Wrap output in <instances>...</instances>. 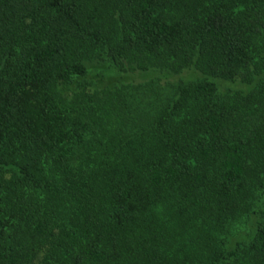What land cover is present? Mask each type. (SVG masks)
I'll use <instances>...</instances> for the list:
<instances>
[{"label":"trees","instance_id":"16d2710c","mask_svg":"<svg viewBox=\"0 0 264 264\" xmlns=\"http://www.w3.org/2000/svg\"><path fill=\"white\" fill-rule=\"evenodd\" d=\"M0 264H264V0H0Z\"/></svg>","mask_w":264,"mask_h":264},{"label":"rangeland","instance_id":"374dc122","mask_svg":"<svg viewBox=\"0 0 264 264\" xmlns=\"http://www.w3.org/2000/svg\"><path fill=\"white\" fill-rule=\"evenodd\" d=\"M124 75H126L124 78V81L127 83V82H133V83H136V82H138V81H142L143 79H147L148 77H149V75H147V74H145V73H143V72H139V73H134V74H130V75H128V74H124ZM129 76H131V77H129ZM131 79H132V81H131ZM128 80V81H127Z\"/></svg>","mask_w":264,"mask_h":264}]
</instances>
